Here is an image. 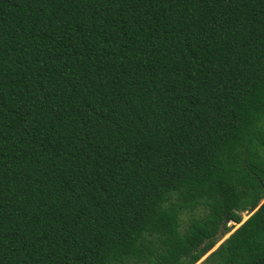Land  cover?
<instances>
[{"label":"trees","instance_id":"16d2710c","mask_svg":"<svg viewBox=\"0 0 264 264\" xmlns=\"http://www.w3.org/2000/svg\"><path fill=\"white\" fill-rule=\"evenodd\" d=\"M0 264H264V0H0Z\"/></svg>","mask_w":264,"mask_h":264},{"label":"rangeland","instance_id":"374dc122","mask_svg":"<svg viewBox=\"0 0 264 264\" xmlns=\"http://www.w3.org/2000/svg\"><path fill=\"white\" fill-rule=\"evenodd\" d=\"M243 218L245 219L246 218V216L243 214Z\"/></svg>","mask_w":264,"mask_h":264},{"label":"water","instance_id":"95a60500","mask_svg":"<svg viewBox=\"0 0 264 264\" xmlns=\"http://www.w3.org/2000/svg\"><path fill=\"white\" fill-rule=\"evenodd\" d=\"M227 237V236H226Z\"/></svg>","mask_w":264,"mask_h":264}]
</instances>
